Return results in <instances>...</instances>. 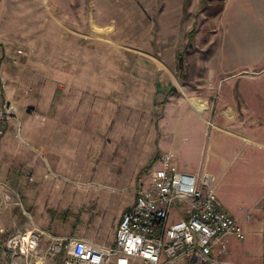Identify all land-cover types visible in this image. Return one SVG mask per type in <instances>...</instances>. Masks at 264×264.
I'll list each match as a JSON object with an SVG mask.
<instances>
[{"label": "rangeland", "instance_id": "374dc122", "mask_svg": "<svg viewBox=\"0 0 264 264\" xmlns=\"http://www.w3.org/2000/svg\"><path fill=\"white\" fill-rule=\"evenodd\" d=\"M2 50L1 69L7 67L12 78L3 107L11 115L0 147V181L22 198V188H39L33 193L42 195V215L53 231L92 222L102 239H111L115 217L158 165L153 151L183 105L204 99L208 140L229 118L249 117L264 133V0H0ZM59 60L69 61L64 70L83 66L92 74L85 94L95 115L100 106L109 108L108 120L59 127L40 110L41 117L21 116L22 110L35 111L33 105L53 104L51 91L68 84L54 79ZM39 136L57 149L66 146L60 138H73L74 172L30 179L22 162ZM110 157L122 166L106 172L103 161ZM62 258L58 254L55 264ZM237 262L256 263L253 256Z\"/></svg>", "mask_w": 264, "mask_h": 264}, {"label": "crops", "instance_id": "0c3cea01", "mask_svg": "<svg viewBox=\"0 0 264 264\" xmlns=\"http://www.w3.org/2000/svg\"><path fill=\"white\" fill-rule=\"evenodd\" d=\"M0 56L2 58L3 50L0 51ZM66 61L69 64V61ZM66 61L59 60L57 62L58 69L54 70V79L64 78L70 81L65 87L54 88L51 91L53 104L33 105L35 111L22 110L20 111L21 116L24 113L33 115L34 112L40 115V110L45 113L44 116L54 122L55 126L59 127L92 126L95 121H100L99 117L102 118L103 122L108 120L109 108L100 106V112L95 115V104L89 103L90 98L85 94L89 91L91 83L89 84L88 80L92 74L89 75L87 68L83 66L81 70H75L76 66L64 70L63 65ZM82 62L85 61L82 60ZM11 78L8 74V68L6 67L3 71L0 66V109L6 105L9 99L10 92L7 82L10 83ZM77 78L81 80L80 86L74 85V80ZM155 86V88L158 87L157 82ZM139 92L142 95V91ZM43 94L45 92L42 89L36 93V96L40 98ZM153 98H155V95H153ZM83 101L85 103H82ZM197 102L201 104V108H197L193 103L191 107L183 105L180 114L176 116L175 124L171 125L172 123L168 122L170 126L169 124L164 126L165 136L161 139L160 145L154 149L151 160L160 162L159 160L164 152L172 151L175 153L176 162L181 169L198 174H211L213 185L219 194L223 207L238 219L246 231L244 239H239L232 234L228 236V251L222 256L224 264H239L237 260L242 259L243 256H253L255 264H264V133H262L260 125L253 124L249 117L243 120H231L229 118L226 120L229 125L223 127L217 124V133L211 140H208L206 136H203L208 106L204 103V99L197 100ZM8 122H6V125ZM28 130L29 132L33 130V124L30 121H28ZM39 137V145L33 146L34 150L29 148L22 162L24 168H28L32 172L30 179L33 178L32 181H36V174L47 176L50 172L57 174L60 170L74 172L72 152L76 149V146L73 144L75 142L72 141L73 138L68 136L60 138L61 143H66V146L57 149V147H52L50 140L47 141L43 137ZM2 138L0 139V147L3 141ZM41 138L45 142L44 145H42L43 140ZM107 139V144H109L111 139ZM90 140L88 141V138H85L84 143H92L93 139L90 138ZM107 144L103 147L105 152L109 149ZM83 149L87 150V147H83ZM158 151L162 153L159 155ZM48 154L52 158L47 157ZM110 158L109 161L108 158L103 161V168L106 172H111V169L122 166V163L120 166V163L114 162V159ZM200 161L203 166L200 165ZM85 165L82 167V171L86 173L89 170V162L87 161ZM137 170L139 169L137 168ZM7 186L12 198L0 213L1 225L7 232L18 228L38 227L56 236L67 239L84 237L101 245L114 243L117 228L124 213L134 205L136 200V196H134L115 217V226L112 229L113 237L108 240L106 238L102 239L98 233L97 225L92 222L87 226L80 227L61 225L56 231H53L48 219L45 218V215H42L44 203L42 202V195H40V200V196H35L33 193L39 188H22L21 191L24 193L22 198L17 189L9 184ZM36 187L38 186L36 185ZM16 196L19 199L21 197V200L15 201ZM239 200L242 201L239 202ZM20 203H22V207H16V204L19 205ZM37 214H40L38 215L40 217H37ZM18 222L21 225H17Z\"/></svg>", "mask_w": 264, "mask_h": 264}, {"label": "built area", "instance_id": "2783aa9c", "mask_svg": "<svg viewBox=\"0 0 264 264\" xmlns=\"http://www.w3.org/2000/svg\"><path fill=\"white\" fill-rule=\"evenodd\" d=\"M10 115L0 109V139ZM159 161L136 188L113 244L67 239L38 227L7 232L0 222V264H55L60 253L56 264H224L228 236L244 239L246 231L223 207L212 175L181 169L170 151ZM11 198L0 181V213Z\"/></svg>", "mask_w": 264, "mask_h": 264}, {"label": "bare ground", "instance_id": "6f19581e", "mask_svg": "<svg viewBox=\"0 0 264 264\" xmlns=\"http://www.w3.org/2000/svg\"><path fill=\"white\" fill-rule=\"evenodd\" d=\"M200 100V99H199ZM192 103L194 104V106H196L197 108H201V104L197 101H192Z\"/></svg>", "mask_w": 264, "mask_h": 264}, {"label": "trees", "instance_id": "16d2710c", "mask_svg": "<svg viewBox=\"0 0 264 264\" xmlns=\"http://www.w3.org/2000/svg\"><path fill=\"white\" fill-rule=\"evenodd\" d=\"M192 38L194 39V37L192 36Z\"/></svg>", "mask_w": 264, "mask_h": 264}]
</instances>
